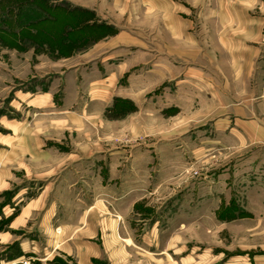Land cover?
<instances>
[{"label":"crops","instance_id":"obj_1","mask_svg":"<svg viewBox=\"0 0 264 264\" xmlns=\"http://www.w3.org/2000/svg\"><path fill=\"white\" fill-rule=\"evenodd\" d=\"M67 4L87 19L71 18ZM16 5L29 12L33 3ZM43 8L47 17L28 28L59 41L88 37L99 23L112 30L60 60L68 71L47 86L11 92L6 83L24 77H0V264L219 261L224 253L210 243L242 220L239 209L225 175L202 185L176 175L177 135L196 130L199 145L184 142L191 150L264 148V0H48ZM71 24L78 29L66 34ZM19 31H9L10 43ZM117 100L136 110L109 120ZM178 196L182 221L173 216ZM195 198L210 204L207 222L193 218ZM219 210L233 216L221 220Z\"/></svg>","mask_w":264,"mask_h":264},{"label":"rangeland","instance_id":"obj_2","mask_svg":"<svg viewBox=\"0 0 264 264\" xmlns=\"http://www.w3.org/2000/svg\"><path fill=\"white\" fill-rule=\"evenodd\" d=\"M1 2L3 0H0ZM5 6L0 5V27L12 28L13 30H20L18 43H10L8 38L0 36V77L8 78L12 76L11 73L18 77H24L21 79L15 78L13 81H9L6 84L12 83L9 86L11 92L14 89L17 90H34L38 85L47 83L68 71L66 62L60 61L62 59L73 56L75 52L83 51L85 48L93 45L95 37L99 36L103 32H110L111 27L105 26V23H99L93 30H90L89 36H83L81 38H73L66 36V38L58 40L57 37L43 35L39 31L30 30L28 26H33L39 19L46 18L48 14L43 8V4L48 0H27V3H33L29 5L30 11H26L25 7L20 10V6L16 5V1L10 4L11 0H4ZM25 1V0H18ZM3 5V4H2ZM70 17L78 18L82 21L87 16H82L69 4L65 5ZM212 9V7H211ZM11 10V11H10ZM11 13H15L20 16H11ZM201 12V6L194 7L195 15V29L199 30L201 26L200 18L197 17ZM17 19L19 20H16ZM80 17V18H79ZM53 18H55L53 16ZM11 19H15L13 22ZM87 19V18H86ZM3 21V22H2ZM73 27H66L67 33L75 31L78 27L71 24ZM91 25H96L91 24ZM28 28V29H27ZM110 28V29H109ZM31 31V32H30ZM93 32V33H91ZM104 36V35H102ZM101 38V37H100ZM83 48V49H82ZM27 65H29V71H27ZM60 69V70H59ZM61 71L64 73L59 74ZM27 78V79H26ZM32 78V79H31ZM45 86L43 88H45ZM5 88V87H2ZM1 88V89H2ZM62 91L60 89L55 96L58 104L62 98ZM0 95V102L1 99ZM8 98L4 99L7 103ZM114 102V106L111 107L106 117L109 120H121L126 113L136 110L135 106L125 100H118ZM1 113H5L7 108L1 106ZM5 110V111H4ZM149 136H147L148 139ZM178 150L179 161L178 168L172 167V170L176 171V175L183 177L184 180L195 179L200 185L205 184L202 182V178L205 176L210 179H217L219 175H225L227 177V189L228 196L230 197L229 205L236 207L234 216L240 217L242 220L235 223H229L223 234H221L219 240L217 235L214 237V242L210 243L214 248V253H224L222 258L216 262H202L193 264H243L254 263L253 258L257 257L258 264H264V148L253 149L254 147L243 150H226L223 148H216L209 151H202L200 149H190L185 146V139L191 137L194 141V146L199 145V134L196 130L191 135L178 134ZM127 139H115L116 143H124ZM142 141V137H139L137 141ZM119 141V142H118ZM183 143V144H180ZM175 152V150H173ZM202 183V184H201ZM213 184H217L215 180ZM200 187V186H199ZM201 188V187H200ZM173 200H177L178 206L174 212V217L177 221H182L184 213L181 208V202L185 199L176 197ZM195 208L193 218L197 221H208L206 213L210 204L202 206L203 201H207L205 198H195ZM198 206V207H197ZM222 210L217 212V218L228 221V218L232 217L233 213L229 214L227 211L221 213ZM252 211L253 214L250 212ZM174 219V220H175ZM230 220V219H229ZM180 232V227L177 229ZM184 232V230H183ZM202 232L201 230L198 231ZM201 238V237H200ZM202 240V239H201ZM195 246L204 248L203 242H194ZM211 245V246H212ZM197 251L196 255L202 251ZM179 256V264H180ZM230 260V262H227ZM246 261V262H245Z\"/></svg>","mask_w":264,"mask_h":264},{"label":"trees","instance_id":"obj_3","mask_svg":"<svg viewBox=\"0 0 264 264\" xmlns=\"http://www.w3.org/2000/svg\"><path fill=\"white\" fill-rule=\"evenodd\" d=\"M11 11V10H10ZM10 11H8L9 13H11ZM41 19H39L36 23H40ZM3 22V21H2ZM12 28H7V27H0V36H3L4 38H8L10 39V32H11ZM10 31V32H9ZM116 102H119L118 100Z\"/></svg>","mask_w":264,"mask_h":264}]
</instances>
